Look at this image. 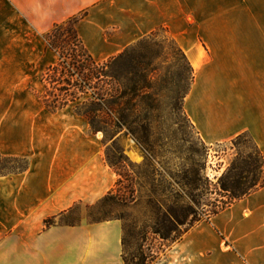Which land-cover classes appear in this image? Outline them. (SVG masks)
<instances>
[{
  "label": "crops",
  "instance_id": "obj_1",
  "mask_svg": "<svg viewBox=\"0 0 264 264\" xmlns=\"http://www.w3.org/2000/svg\"><path fill=\"white\" fill-rule=\"evenodd\" d=\"M83 10L77 30L97 61L167 29L193 68L183 110L201 140L246 133L264 157V0H0V42L17 46L18 59L40 60L35 75L57 60L45 34ZM31 124L0 134L6 154L29 158L26 170L0 176V264H127L119 220H60L117 180L86 119L52 127L54 147L40 121ZM151 264H264V187L195 224Z\"/></svg>",
  "mask_w": 264,
  "mask_h": 264
},
{
  "label": "rangeland",
  "instance_id": "obj_2",
  "mask_svg": "<svg viewBox=\"0 0 264 264\" xmlns=\"http://www.w3.org/2000/svg\"><path fill=\"white\" fill-rule=\"evenodd\" d=\"M155 30L154 38L143 41L149 33L125 48L134 47L136 55L146 56L150 75L144 95L137 99V112L129 118L130 130L92 134L99 139L107 164H116L112 168L121 174L117 175L121 185L94 203H77L60 218L65 223L119 220L127 264L157 261L192 220L204 221L210 211L264 180V162L248 134L219 144L201 140L183 110L191 85L190 62L182 59L181 47L167 29ZM18 51L17 46L0 42V134L11 123L38 126L40 121L42 141L50 140L54 147L59 137L52 127L77 114L73 105L58 113L44 110L34 94L43 90L40 76L45 68L33 75L40 60L18 59ZM5 146L6 140L4 147L0 145V176L18 173L29 163L26 156L6 154ZM182 210L187 211L180 223L169 221L170 211Z\"/></svg>",
  "mask_w": 264,
  "mask_h": 264
},
{
  "label": "trees",
  "instance_id": "obj_3",
  "mask_svg": "<svg viewBox=\"0 0 264 264\" xmlns=\"http://www.w3.org/2000/svg\"><path fill=\"white\" fill-rule=\"evenodd\" d=\"M87 13V10H83L62 22L55 23L45 34L46 47L54 51L58 58L42 72L40 80L43 82V90L35 92V95L41 105L51 113L73 105L76 114L88 122L92 134L102 131L105 135H116L125 127L127 131L130 130L127 127L129 118L137 112V99L144 95L150 78L148 63L145 55L140 52L135 54L137 49L134 47L125 49L106 61L95 60L85 47L77 30L78 22ZM155 36L156 30L152 31L143 41ZM178 51L182 59L186 61V55L182 49L178 48ZM187 64L192 84L193 68L189 63ZM256 149L264 162V157L257 147ZM109 164L114 169L116 168L115 163L109 162ZM27 168L28 164L20 172ZM259 171L262 173L261 168ZM116 174L121 176L118 171ZM121 183L122 180L119 178L115 186H120ZM221 185L223 190H227L225 180H222ZM261 187H264V180L249 186L243 193L235 196L234 201ZM231 203L216 207L206 214L204 220H209ZM186 211L182 210L179 214L170 211L169 221L180 223ZM201 221L203 220H192L183 234L192 228L194 223ZM53 222L54 218H47L44 225L48 227ZM155 233L163 239L166 238L164 232L157 230Z\"/></svg>",
  "mask_w": 264,
  "mask_h": 264
}]
</instances>
